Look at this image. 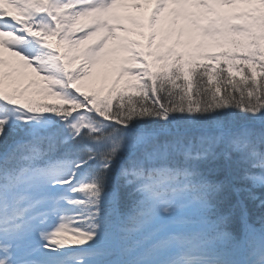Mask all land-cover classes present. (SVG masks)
<instances>
[{"label":"snow or ice","instance_id":"snow-or-ice-1","mask_svg":"<svg viewBox=\"0 0 264 264\" xmlns=\"http://www.w3.org/2000/svg\"><path fill=\"white\" fill-rule=\"evenodd\" d=\"M151 2L0 0V264H264V0Z\"/></svg>","mask_w":264,"mask_h":264},{"label":"rangeland","instance_id":"rangeland-1","mask_svg":"<svg viewBox=\"0 0 264 264\" xmlns=\"http://www.w3.org/2000/svg\"><path fill=\"white\" fill-rule=\"evenodd\" d=\"M140 2H141V4H142V9H140V10H132V11H133V12H137V13L142 12V13H144V14L150 13V11H151V6H152V2H151V0H140ZM8 55H9V53H8L7 51H5V56H8ZM225 66H226V65H225ZM21 71H22L23 73L28 74L27 76L22 77V79L25 80V81L27 80V78H28L29 76H31V77H33V78H36V79H39L38 77L35 76L34 73L31 72V69L22 68ZM109 75H110V73H109ZM103 79H104V73H103V72L98 73L97 76H96V83H97V86H99V85L103 82ZM126 90H134V88H128V89H126ZM126 90H125V91H126Z\"/></svg>","mask_w":264,"mask_h":264},{"label":"trees","instance_id":"trees-1","mask_svg":"<svg viewBox=\"0 0 264 264\" xmlns=\"http://www.w3.org/2000/svg\"><path fill=\"white\" fill-rule=\"evenodd\" d=\"M220 67L226 69V66L223 65V64H221ZM236 71H237L236 69H233V72H236ZM225 76H226V71H225ZM235 79H236V80H239V75H237V76L235 77ZM219 86H221V88H222V92H221V94H223V88H224L225 85H219ZM195 87H196V82H195V78H194L193 89H195ZM139 92H140V89H137V88H134V90H126V91H125V99H127L128 96H132L133 98H136V97H137V94H138ZM116 102H117V101H116V99L114 98V99H113V103L115 104Z\"/></svg>","mask_w":264,"mask_h":264}]
</instances>
